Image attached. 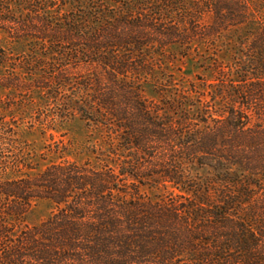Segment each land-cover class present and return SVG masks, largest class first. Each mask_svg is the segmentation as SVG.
<instances>
[{
	"label": "trees",
	"instance_id": "16d2710c",
	"mask_svg": "<svg viewBox=\"0 0 264 264\" xmlns=\"http://www.w3.org/2000/svg\"><path fill=\"white\" fill-rule=\"evenodd\" d=\"M81 1L85 12L74 16L71 0H0V38L30 47L18 55L0 48V92H35L57 120L75 113L109 159L37 171L0 97V264H264V225L250 213L235 218L229 199L178 206L144 201L138 187L159 181L193 203L200 199L186 165L264 177V26L219 73L210 102L223 110L203 127L178 108L187 97L166 100L158 89L159 103L147 101L130 79L152 77L154 56L169 47L216 43L250 26L251 7L264 0ZM37 202L54 210L28 226Z\"/></svg>",
	"mask_w": 264,
	"mask_h": 264
},
{
	"label": "rangeland",
	"instance_id": "374dc122",
	"mask_svg": "<svg viewBox=\"0 0 264 264\" xmlns=\"http://www.w3.org/2000/svg\"><path fill=\"white\" fill-rule=\"evenodd\" d=\"M71 1L73 5L69 6L70 14L82 16L85 12L80 7L82 1ZM195 1L202 6V0ZM66 2L68 4V1ZM191 8L192 6L188 5V9ZM65 10L64 7H59L57 12L64 14ZM251 12L250 26L231 30L216 43H193L186 50L173 46L167 48L162 55L154 56L153 76L146 78L142 76L139 81L133 79L134 77L130 78L135 83L134 86H138L145 100L157 103L160 101L156 93L158 89L159 94L163 95L166 100L179 95L185 96L187 105L178 108L189 110V117L201 120L202 127L204 122L210 124L208 117L215 118L223 110V104L219 99L210 102V96L216 94L221 88L219 73L227 72L228 68L234 67L235 60L240 55V50L250 34L264 26V2H256V5L251 7ZM56 17V19L65 18L59 15ZM207 21L208 18L205 17L204 22ZM0 48L15 55L29 54L30 50L26 43L14 44L3 38H0ZM84 72H86L84 68H78L76 71L80 75ZM231 79L235 77L230 76ZM161 90L164 92H160ZM34 93L7 96L6 93L0 92V97L5 103H11L6 105L9 106L10 111L4 113V116L13 117L18 121L21 139L27 146L33 162L37 164V171L43 170L52 163H91L92 166L109 164V159L100 154L107 149L103 139L90 131L78 115L70 113L67 119L57 120L52 116L57 110L53 109L51 104H43L46 107L41 105L42 102L38 101ZM8 99L10 101H7ZM229 168L186 165L185 175L194 180V187L198 192L197 197L200 199L192 198V201H195L193 203L185 202L181 196L188 198L186 195L180 194L169 184L161 185L159 181L160 184L149 182L147 185H138L139 196L144 201L178 206H189L190 204L200 206L198 203L200 202L203 207L217 206L219 202L229 199V202L234 204L231 212L235 218L246 220L247 214L250 213L255 216L253 220H257V224L264 225V177L262 173H249L236 167ZM244 192L248 194L246 197L241 195ZM53 210L54 208L47 202L35 203L26 217V225H39Z\"/></svg>",
	"mask_w": 264,
	"mask_h": 264
}]
</instances>
